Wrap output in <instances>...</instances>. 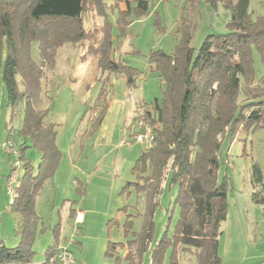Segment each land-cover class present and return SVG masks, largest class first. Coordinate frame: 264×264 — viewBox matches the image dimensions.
I'll list each match as a JSON object with an SVG mask.
<instances>
[{"label":"trees","instance_id":"obj_1","mask_svg":"<svg viewBox=\"0 0 264 264\" xmlns=\"http://www.w3.org/2000/svg\"><path fill=\"white\" fill-rule=\"evenodd\" d=\"M188 1L195 10L199 0ZM204 1L212 9L222 4L228 12L229 31L208 34L194 52L190 43L196 24L181 18L180 39L174 51L154 50L148 55L149 69L166 84L162 98L139 101L127 125L134 140L140 131L139 121L147 123L153 133L152 146L140 150L131 168L135 178L126 180L120 189V194L126 196L144 195L146 201L143 214L125 211L129 203L119 209L125 211V236L131 235L124 243L128 248L125 258L130 264L140 263L152 240L153 216L167 173L169 184L178 185L175 203L179 216L173 235L155 245L151 264H163L168 246L172 247L169 264L177 263V247L193 248L196 264L222 263L219 237L226 219V188L224 183H217L216 177L221 147L225 141L232 142L240 129L264 128V72L256 80L252 58L254 48L264 65V15L251 16V0ZM108 3L118 11L120 28L128 24L124 21L126 14L141 15L148 9V0H0V80L6 87L11 117L20 102L24 113L16 130L21 138L15 144L21 164L10 204L17 215L20 241L13 247L0 241V264H28L35 237L46 228L35 209L36 197L54 176L63 155L57 144V125L50 118L51 106L36 107L32 96L43 69L54 68L57 49L65 43L84 45L83 58L95 57L101 72L122 73L128 87L135 85L136 69L112 57L113 36L104 17ZM120 3L125 4V9L119 7ZM97 15L104 20L97 22ZM90 16L93 20L85 27L83 19ZM34 41L38 42L40 63L30 55ZM107 81L99 94L101 105L84 132L86 136L98 130L106 112ZM10 138L9 128L7 139ZM28 147L38 151L37 169L25 157ZM5 155L10 161V156ZM12 168L11 164L10 171ZM250 182L252 200L264 206V177L257 163L252 164ZM79 192H84L83 185ZM141 215V229L132 230L133 217ZM56 227L52 229L55 238ZM55 241L48 246L41 264H47L57 249ZM120 243L110 241L106 255L115 256L117 261Z\"/></svg>","mask_w":264,"mask_h":264},{"label":"rangeland","instance_id":"obj_2","mask_svg":"<svg viewBox=\"0 0 264 264\" xmlns=\"http://www.w3.org/2000/svg\"><path fill=\"white\" fill-rule=\"evenodd\" d=\"M119 7L125 9V4L120 3ZM250 12L252 17L264 15V0L261 2L251 0ZM227 13L221 3L216 9H212L204 0H199L195 10H191L188 0H148L147 11L141 15L126 14L124 21L128 24L120 28L118 11L108 3L104 17L112 31L114 48L112 57L136 69L135 85L131 87L127 86L124 74L101 72L95 57L83 58L84 45L65 43L60 46L56 52L54 68L43 69V74L32 96L36 107L51 106L50 118L57 125V144L63 156L54 174L55 180L66 184L69 178L74 180L77 176L86 189L85 203L97 208L108 203L107 194L112 185L115 191L113 200H118L121 207L129 203L130 207L125 210L128 213L143 214L146 209L144 195L137 197L136 194L131 193L126 196L118 195L116 192L122 187L124 181L135 178L131 168L140 150L144 148L142 143L130 137L126 126L136 113L139 101L161 99L166 87L165 81L158 77L155 71L149 69L148 55L154 50L174 51L180 39L178 29L181 18L196 24L190 43L196 52L208 34H223L229 31ZM104 17L97 15L95 20L102 22ZM92 20V16L84 18L83 25L88 26ZM30 55L36 63H40L37 41L32 42ZM252 58L255 77L258 80L264 72V65L254 48ZM17 80L19 89H22L19 76ZM105 81H107L104 87L108 104L112 99L119 100L122 107L121 116L113 142L97 144L94 137L86 136L84 132L87 127H90V119L97 113L98 105H101L102 99L99 100V94ZM22 106V102L17 105L16 113L12 118L11 108L7 105L6 87L0 80V171L7 172L11 169L13 161L11 156L10 161L6 159L2 143L7 140L13 144L21 142L16 130L24 117ZM9 128L12 138L7 139ZM120 139L121 143L116 145L115 141L120 142ZM25 157L31 161L34 169L38 168L40 159L35 147L25 149ZM253 163L261 167L264 177V128L261 127L240 129L232 142L225 141L221 147L216 177L217 183H224L226 188V219L222 222V234L219 237V254L222 258L224 257V264H229L230 252L241 254L250 245L259 247L260 251L264 248V206L255 203L251 196L253 189L250 174ZM168 176L169 173L163 180V190L154 212L152 240L139 264H151V253L157 242L164 237L170 238L175 230L179 216V208L175 203L178 185H170ZM49 188L50 185L47 183L42 189L43 194H48ZM75 194L76 197L73 196V198L76 201L72 203L74 209L77 208L83 193ZM69 206L70 204L65 201L62 209L56 208L51 214L53 208L51 199L47 196L45 202L43 198H40L38 207L44 215L47 214V221H43L42 218L47 229L37 233L33 245L34 253L28 264H41L46 258L48 246L55 240L52 228L48 227L51 217L54 218L52 220L55 224L61 215L60 242L65 239L68 243L70 239L78 238V230L80 231L81 226L78 225L79 228L74 229V218L69 217ZM125 211L119 212L116 216L119 224L112 222L109 231L107 229L112 240L122 241L117 246L120 264H130V261L125 258L124 243L131 237L130 233L125 236L124 232ZM43 214L42 217H44ZM142 224V215L133 217L132 230L139 231ZM94 233V230H91L84 239L85 254L87 253L88 259L94 248ZM171 249V246L167 247L163 264H169ZM77 250H80L79 245L72 243L70 247L72 254L75 255ZM175 257L176 264H196L193 248L184 250L177 247Z\"/></svg>","mask_w":264,"mask_h":264},{"label":"crops","instance_id":"obj_3","mask_svg":"<svg viewBox=\"0 0 264 264\" xmlns=\"http://www.w3.org/2000/svg\"><path fill=\"white\" fill-rule=\"evenodd\" d=\"M257 1V0H255ZM261 2V0H258ZM251 7V1L249 5V9ZM121 103L117 99H112L110 103L107 106L106 112L104 114V117L100 123V126L98 130L93 133L91 136L94 137L95 143H112L115 134L118 129V124L121 116ZM125 126V125H124ZM126 130L129 131V129L126 126ZM123 136V134H122ZM116 145H119L120 142L115 141ZM6 156V155H5ZM7 159V158H6ZM8 160V159H7ZM9 161V160H8ZM10 169L6 172L4 170L0 171V241H2L5 245L9 247L16 246L20 241V235L17 232V224L18 219L16 213L11 209V202L12 199L9 194L7 193L5 182H6V176L9 174ZM55 176L52 177V179H49L45 182L44 186H46L47 183H49V193L46 195L49 199L52 201L53 208L51 210V214H53V211L56 208L62 209L64 206V202L67 201L70 206V212L69 217L74 218L73 210H81L83 213V219L82 222L76 224L74 226V229L79 228L78 225H80V231L78 230L79 236L75 239H70V242L66 243L65 239L62 240V242L59 241L60 237V230H61V215L58 222L53 224L54 218H50L48 221V227L49 228H55L57 226V236L54 240L56 242V245L58 247H65L70 251V247L72 243H75L76 245H79L80 250H77V253L75 255L72 254L73 262L71 264H117L118 260L116 261L115 256H108L106 255L107 246L110 241L112 242H119L114 241L110 238L109 232H107V229L109 231V226L112 222H115L119 224V220L117 219L118 213L121 211L120 209V202L117 200H113V194H114V186H110L109 193L107 196H109L108 203L100 208L92 207L90 204L85 203L84 199L86 195V189H84L83 194L79 198L80 202L77 204V208H72V203L76 201L74 197H76L75 193H80V189L82 187V181L77 176L74 177V180H71L69 178V182L65 184L63 181H56ZM125 182V181H124ZM87 183H85L86 185ZM124 184V183H123ZM43 186V187H44ZM42 187V189H43ZM40 190L39 194L36 197L35 202V209L39 216L42 217V210L39 209V200L40 198H43L46 202L47 196L43 194V190ZM121 189V188H120ZM120 189L116 192L118 195L120 194ZM94 201V200H93ZM97 202V201H96ZM95 202V206L97 203ZM44 217L43 221H47V214H43ZM57 217V216H56ZM53 219V220H52ZM113 219L112 221H110ZM45 226V224L43 223ZM53 226V227H51ZM47 229V225L45 226ZM91 230H94V248L92 252L90 253L89 259L87 258L86 252V244L85 240L86 236L89 234ZM105 230V231H104ZM45 231V230H44ZM76 231V230H75ZM106 232V234H105ZM36 238V237H35ZM54 243V242H53ZM220 245V243H219ZM126 247V253H127V246ZM256 249V250H255ZM230 262L229 264H264V248L260 251L259 247L251 246L247 248L244 252L240 253H234L230 252ZM118 254V251L116 252V255ZM126 255V254H125ZM118 258H120L119 254L117 255ZM115 259V260H114ZM120 264V263H118ZM137 264V263H136ZM224 264V257L222 258V263Z\"/></svg>","mask_w":264,"mask_h":264},{"label":"built area","instance_id":"obj_4","mask_svg":"<svg viewBox=\"0 0 264 264\" xmlns=\"http://www.w3.org/2000/svg\"><path fill=\"white\" fill-rule=\"evenodd\" d=\"M138 128L140 131L136 134L135 140L142 143L144 147H151L153 143V133L151 127L147 123L139 121ZM2 150L5 154L13 157V168L10 171V174L6 177L5 182L7 193L11 198H13L21 164L18 158L19 149L10 140H7V142L2 143ZM82 219V211L76 210L74 214V226L82 222ZM72 262L73 258L71 252L65 247H57V249H55L47 259V264H71Z\"/></svg>","mask_w":264,"mask_h":264}]
</instances>
